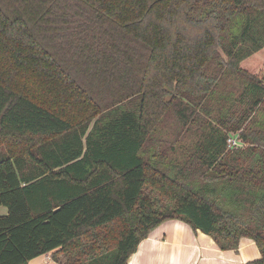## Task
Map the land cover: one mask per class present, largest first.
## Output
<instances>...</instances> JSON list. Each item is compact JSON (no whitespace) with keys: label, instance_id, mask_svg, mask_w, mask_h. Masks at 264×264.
<instances>
[{"label":"trees","instance_id":"16d2710c","mask_svg":"<svg viewBox=\"0 0 264 264\" xmlns=\"http://www.w3.org/2000/svg\"><path fill=\"white\" fill-rule=\"evenodd\" d=\"M229 76L244 122L264 103V0H0V264H128L170 219L223 250L252 238L264 264V164L238 165L221 130L201 172L147 149Z\"/></svg>","mask_w":264,"mask_h":264},{"label":"rangeland","instance_id":"374dc122","mask_svg":"<svg viewBox=\"0 0 264 264\" xmlns=\"http://www.w3.org/2000/svg\"><path fill=\"white\" fill-rule=\"evenodd\" d=\"M236 29H233V32ZM244 89L245 81L243 79L235 80L234 76L224 77L212 98L208 99L207 97L204 101L191 105L186 123L180 120L173 109L168 110L148 141L147 149L154 150L159 154L164 161L165 169L172 174L176 171L179 172L180 169L190 172L188 169H194L195 166L201 172L206 169V166L205 163L200 165V161L206 162L207 157L212 154L208 148L210 135L216 130H221L227 135V138H236L239 144L233 147L228 145L225 154L228 156L239 155L238 165L248 168L253 163L257 169L264 164V159L263 162L257 164V156L264 158V103L259 107V110L255 109L256 111H253L250 117L242 122L243 118L247 116L249 108L244 104L246 98L241 97ZM228 92H233L235 97L239 96V103H236L233 114L230 113L229 104L220 103V100ZM226 114L230 116L228 118L234 117L235 121H228V118L221 121L220 118H224ZM240 124L242 125L240 126ZM192 161L194 163L190 165L189 163ZM240 166L238 167L241 168ZM200 174L197 173V175ZM60 260L64 261L65 258L62 256Z\"/></svg>","mask_w":264,"mask_h":264},{"label":"crops","instance_id":"0c3cea01","mask_svg":"<svg viewBox=\"0 0 264 264\" xmlns=\"http://www.w3.org/2000/svg\"><path fill=\"white\" fill-rule=\"evenodd\" d=\"M0 207V215L7 214V207ZM53 254L36 257L29 264H60ZM261 257L252 238L242 237L237 250H223L209 235L182 220L170 219L140 243L128 264H248Z\"/></svg>","mask_w":264,"mask_h":264},{"label":"built area","instance_id":"2783aa9c","mask_svg":"<svg viewBox=\"0 0 264 264\" xmlns=\"http://www.w3.org/2000/svg\"><path fill=\"white\" fill-rule=\"evenodd\" d=\"M227 143H228V145L230 147L239 145L238 142H237V139L234 138V137H229L228 140H227Z\"/></svg>","mask_w":264,"mask_h":264}]
</instances>
